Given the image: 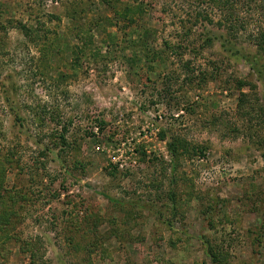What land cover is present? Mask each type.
<instances>
[{
  "label": "rangeland",
  "instance_id": "rangeland-1",
  "mask_svg": "<svg viewBox=\"0 0 264 264\" xmlns=\"http://www.w3.org/2000/svg\"><path fill=\"white\" fill-rule=\"evenodd\" d=\"M0 264H264V0H0Z\"/></svg>",
  "mask_w": 264,
  "mask_h": 264
}]
</instances>
